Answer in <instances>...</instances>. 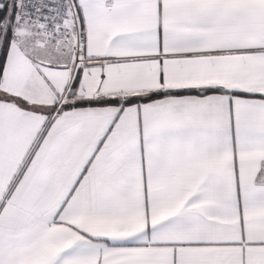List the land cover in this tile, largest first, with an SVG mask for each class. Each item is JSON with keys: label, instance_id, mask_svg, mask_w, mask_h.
Instances as JSON below:
<instances>
[{"label": "snow or ice", "instance_id": "1", "mask_svg": "<svg viewBox=\"0 0 264 264\" xmlns=\"http://www.w3.org/2000/svg\"><path fill=\"white\" fill-rule=\"evenodd\" d=\"M0 264H264V0H0Z\"/></svg>", "mask_w": 264, "mask_h": 264}]
</instances>
